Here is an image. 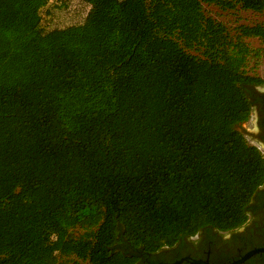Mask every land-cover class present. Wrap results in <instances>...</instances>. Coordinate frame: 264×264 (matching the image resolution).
Wrapping results in <instances>:
<instances>
[{"label": "trees", "instance_id": "16d2710c", "mask_svg": "<svg viewBox=\"0 0 264 264\" xmlns=\"http://www.w3.org/2000/svg\"><path fill=\"white\" fill-rule=\"evenodd\" d=\"M71 1L0 0V264H152L243 226L264 185L239 131L264 21L231 30L207 8L264 0H79L80 24L47 28Z\"/></svg>", "mask_w": 264, "mask_h": 264}, {"label": "flooded vegetation", "instance_id": "af4514ba", "mask_svg": "<svg viewBox=\"0 0 264 264\" xmlns=\"http://www.w3.org/2000/svg\"><path fill=\"white\" fill-rule=\"evenodd\" d=\"M253 103V135L264 154V84L248 88ZM257 249H264V185L252 199L247 222L231 231L206 228L186 236L175 245L149 256L152 264H234ZM240 264H264V252Z\"/></svg>", "mask_w": 264, "mask_h": 264}, {"label": "rangeland", "instance_id": "374dc122", "mask_svg": "<svg viewBox=\"0 0 264 264\" xmlns=\"http://www.w3.org/2000/svg\"><path fill=\"white\" fill-rule=\"evenodd\" d=\"M72 5L50 6L43 12V23L47 28H62L80 24L87 14V7L79 0H72ZM80 4V5H79ZM78 5V6H77ZM209 14L224 22L231 30L240 25H254L263 23L264 15L253 12L238 11L236 13H223L215 7H208ZM246 42L253 49H261L258 39H247ZM250 74L264 76V53L257 59L250 61Z\"/></svg>", "mask_w": 264, "mask_h": 264}, {"label": "water", "instance_id": "95a60500", "mask_svg": "<svg viewBox=\"0 0 264 264\" xmlns=\"http://www.w3.org/2000/svg\"><path fill=\"white\" fill-rule=\"evenodd\" d=\"M255 118L253 117V115H251L250 119L248 122L244 123L243 125H241L239 127V131H241L246 139L248 140V142L256 147H258L262 153H263V148L261 147V145L256 141L254 135H253V129H252V123L253 125H255ZM259 252H264V249H257L255 251H252L251 253H249L248 255H246L242 260L234 263V264H240L243 260H246L247 258H249L250 256L259 253Z\"/></svg>", "mask_w": 264, "mask_h": 264}]
</instances>
